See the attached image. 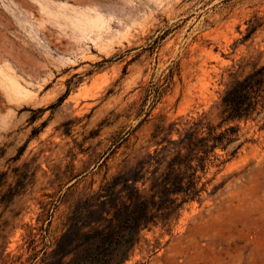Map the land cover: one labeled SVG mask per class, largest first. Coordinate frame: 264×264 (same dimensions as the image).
Masks as SVG:
<instances>
[{
	"label": "rangeland",
	"instance_id": "1",
	"mask_svg": "<svg viewBox=\"0 0 264 264\" xmlns=\"http://www.w3.org/2000/svg\"><path fill=\"white\" fill-rule=\"evenodd\" d=\"M262 65L264 0H0V195L34 173L0 203V264H38L70 207L153 149L155 126L216 123L226 85ZM152 88L164 90L149 117L108 156ZM237 125L199 199L142 232L125 264H264V111Z\"/></svg>",
	"mask_w": 264,
	"mask_h": 264
},
{
	"label": "trees",
	"instance_id": "2",
	"mask_svg": "<svg viewBox=\"0 0 264 264\" xmlns=\"http://www.w3.org/2000/svg\"><path fill=\"white\" fill-rule=\"evenodd\" d=\"M255 28L251 25L249 34ZM162 90L152 88L147 92L146 98L151 95L148 111L134 129L112 142L108 156L147 120ZM68 93L67 90L50 108L60 106ZM216 110V123L199 117L187 121L182 128L176 123L155 126L149 140L153 149L116 172L96 191L77 200L70 207L64 231L53 244H44L39 251L38 264H125L139 244L142 232L176 221L183 206L198 200L205 190L208 181L202 179L209 165L218 160L216 150L225 151L238 140V123L253 121L264 111V65L234 76L220 95ZM140 112L141 108L136 118ZM39 131L33 130L31 135ZM25 146L19 148L13 160L21 156ZM241 146L242 143L238 144L229 153L230 159ZM3 176L0 175V187ZM33 176L34 173L19 174L13 186L9 185L0 195V203H12L26 190ZM46 221L50 223L49 210L38 232L46 233ZM29 242L28 249L35 239ZM37 254L34 252L31 259L35 260Z\"/></svg>",
	"mask_w": 264,
	"mask_h": 264
}]
</instances>
